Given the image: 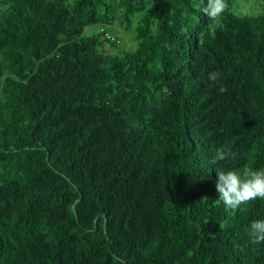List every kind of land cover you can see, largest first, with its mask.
I'll use <instances>...</instances> for the list:
<instances>
[{
  "label": "trees",
  "instance_id": "16d2710c",
  "mask_svg": "<svg viewBox=\"0 0 264 264\" xmlns=\"http://www.w3.org/2000/svg\"><path fill=\"white\" fill-rule=\"evenodd\" d=\"M249 1L217 24L202 0H0V264H264V200L226 210L215 187L264 168ZM115 22L134 49L106 51Z\"/></svg>",
  "mask_w": 264,
  "mask_h": 264
},
{
  "label": "clouds",
  "instance_id": "9594fccd",
  "mask_svg": "<svg viewBox=\"0 0 264 264\" xmlns=\"http://www.w3.org/2000/svg\"><path fill=\"white\" fill-rule=\"evenodd\" d=\"M192 6L217 24L229 8L227 0H202L194 2ZM208 79L215 83L218 73L209 72ZM219 90L224 92L227 89L221 85ZM228 155L223 149H217L211 163L224 160ZM216 173L215 187L226 210L234 211L256 199L264 200V168L254 169L246 166L241 170H216ZM247 231L252 243H264V219L253 220Z\"/></svg>",
  "mask_w": 264,
  "mask_h": 264
},
{
  "label": "rangeland",
  "instance_id": "374dc122",
  "mask_svg": "<svg viewBox=\"0 0 264 264\" xmlns=\"http://www.w3.org/2000/svg\"><path fill=\"white\" fill-rule=\"evenodd\" d=\"M246 6H249L252 11H256L251 0L247 2ZM105 27L102 24L89 25L84 29L83 34L85 36L96 34ZM107 30L118 37L117 47H113L110 44L105 45V49L109 53H118L123 51H130L136 47L137 42L134 40L131 32H124L122 28L115 22L111 26H107Z\"/></svg>",
  "mask_w": 264,
  "mask_h": 264
},
{
  "label": "built area",
  "instance_id": "2783aa9c",
  "mask_svg": "<svg viewBox=\"0 0 264 264\" xmlns=\"http://www.w3.org/2000/svg\"><path fill=\"white\" fill-rule=\"evenodd\" d=\"M105 35H107V34L105 33Z\"/></svg>",
  "mask_w": 264,
  "mask_h": 264
}]
</instances>
